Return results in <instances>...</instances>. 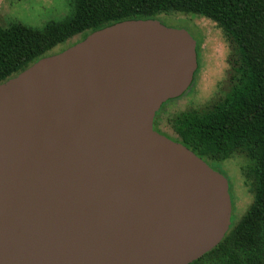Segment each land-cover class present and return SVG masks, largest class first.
<instances>
[{
    "label": "water",
    "instance_id": "1",
    "mask_svg": "<svg viewBox=\"0 0 264 264\" xmlns=\"http://www.w3.org/2000/svg\"><path fill=\"white\" fill-rule=\"evenodd\" d=\"M197 46L124 21L0 84V264H193L223 241L228 179L154 128Z\"/></svg>",
    "mask_w": 264,
    "mask_h": 264
},
{
    "label": "trees",
    "instance_id": "2",
    "mask_svg": "<svg viewBox=\"0 0 264 264\" xmlns=\"http://www.w3.org/2000/svg\"><path fill=\"white\" fill-rule=\"evenodd\" d=\"M162 15L207 18L223 30L231 46L229 89L204 109L171 117L169 124L177 136L172 140L206 163L237 155L254 162L251 171L246 170L253 179L251 208L214 250L194 264L208 257L221 264H264V0H74L70 17L43 29L23 24L0 27V84L94 32L124 21L159 20ZM69 42L68 48L54 52Z\"/></svg>",
    "mask_w": 264,
    "mask_h": 264
},
{
    "label": "rangeland",
    "instance_id": "3",
    "mask_svg": "<svg viewBox=\"0 0 264 264\" xmlns=\"http://www.w3.org/2000/svg\"><path fill=\"white\" fill-rule=\"evenodd\" d=\"M73 6L74 0H0V27L23 24L40 30L50 22L70 17ZM159 21L169 27L188 30L199 42V68L192 87L181 98L166 103L160 112L157 125L160 134L174 139L177 136L169 124L171 117L190 109H204L224 96L229 89L231 46L223 30L207 18L162 15ZM69 44L58 46L54 52L68 48ZM253 166L254 162L245 155L211 164L230 183L233 203L230 230L239 224L254 202L253 179L246 173ZM200 264L221 263L216 257H208Z\"/></svg>",
    "mask_w": 264,
    "mask_h": 264
},
{
    "label": "flooded vegetation",
    "instance_id": "4",
    "mask_svg": "<svg viewBox=\"0 0 264 264\" xmlns=\"http://www.w3.org/2000/svg\"><path fill=\"white\" fill-rule=\"evenodd\" d=\"M160 112V111H159ZM155 120H156V118H155ZM154 128H155V122H154ZM156 130V129H155ZM157 131V130H156ZM157 132H159V131H157ZM160 133V132H159ZM210 166H211V164L210 163H208Z\"/></svg>",
    "mask_w": 264,
    "mask_h": 264
}]
</instances>
